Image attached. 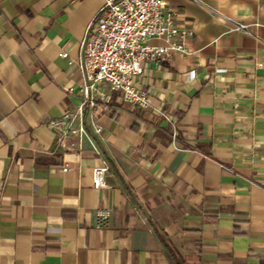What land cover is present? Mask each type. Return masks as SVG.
Segmentation results:
<instances>
[{"label":"crops","instance_id":"0c3cea01","mask_svg":"<svg viewBox=\"0 0 264 264\" xmlns=\"http://www.w3.org/2000/svg\"><path fill=\"white\" fill-rule=\"evenodd\" d=\"M166 1L190 53L140 77L148 109L114 94L95 113L97 188L87 137L75 150L47 125L80 101L69 60L105 0H0V264H175L165 244L190 264H264V0H201L251 34Z\"/></svg>","mask_w":264,"mask_h":264},{"label":"built area","instance_id":"2783aa9c","mask_svg":"<svg viewBox=\"0 0 264 264\" xmlns=\"http://www.w3.org/2000/svg\"><path fill=\"white\" fill-rule=\"evenodd\" d=\"M195 1L207 6L201 0ZM208 8L230 25V31L251 34L248 24L219 9ZM178 15L166 0H105L87 24L78 58L69 60L79 67L82 77L77 89L80 101L59 118L50 119L47 126L57 133L59 141L75 150L83 149L81 138L87 137L101 160L93 168V184L97 188L106 186L105 173L111 166L95 142L104 129L95 113H110L114 94L122 103L141 109L150 107L149 92L141 86L140 77L176 52L190 53L187 42L194 31L180 23ZM61 55L68 57L69 52ZM195 73L192 70L189 76L193 78ZM68 169L64 167L62 171Z\"/></svg>","mask_w":264,"mask_h":264},{"label":"trees","instance_id":"16d2710c","mask_svg":"<svg viewBox=\"0 0 264 264\" xmlns=\"http://www.w3.org/2000/svg\"><path fill=\"white\" fill-rule=\"evenodd\" d=\"M165 246L173 260H175V264H190L174 247L168 244H165Z\"/></svg>","mask_w":264,"mask_h":264}]
</instances>
